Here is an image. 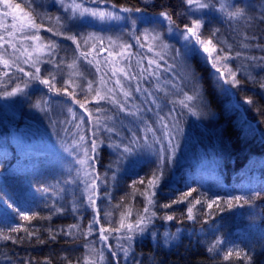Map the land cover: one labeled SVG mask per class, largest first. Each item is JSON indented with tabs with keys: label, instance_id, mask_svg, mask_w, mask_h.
Wrapping results in <instances>:
<instances>
[{
	"label": "trees",
	"instance_id": "obj_1",
	"mask_svg": "<svg viewBox=\"0 0 264 264\" xmlns=\"http://www.w3.org/2000/svg\"><path fill=\"white\" fill-rule=\"evenodd\" d=\"M83 1L120 11L130 9L123 11L128 15L156 17L166 12L174 29L183 31L185 25L191 26L186 13L189 5L184 0ZM236 8H243L245 15L229 18L228 13ZM222 18L227 42L232 45L231 55L241 53L227 64L239 83L233 84L223 67L221 76L211 63L192 52L191 65L208 118L201 120L182 108L177 111L188 159L177 168L174 177L160 179L157 187L149 190L156 193L152 197L155 206L151 208L156 215L143 233L134 234L127 255L117 246L128 248L129 242L123 239L126 229L111 230L119 227L122 212L132 211L128 222H134L137 211L143 214L147 201L140 193L146 190L147 181L156 170L152 164L143 162L128 173L114 175L110 169L111 156L120 137L115 131L107 132L102 122L93 135L97 126L89 113L93 118L99 117L95 103L86 100L81 92L67 88L65 93L66 87L57 81H53L54 89L50 90L25 75L29 72L0 64V95L27 82L40 89H35L33 96L28 92L27 100H19L20 105L41 97L69 103L83 113L91 157L86 169L77 175L78 168L70 159H63L45 147L47 130L26 119L21 110L2 119L8 131H14L19 139L0 146V233L10 237H0V264H85L86 260L96 264H264V88L260 87L264 83V59H261L264 0L235 5ZM0 54L9 60L2 49ZM44 77L41 74L40 78ZM37 92L40 97H36ZM94 139L98 146L93 152ZM140 180L145 183H139ZM93 183L94 190L89 187ZM192 189L196 191L187 200L174 203ZM90 195L94 204L89 201ZM235 196L245 197L249 202L241 200L238 204L232 199ZM195 199L201 203L195 206L193 218L189 219V201ZM213 199L218 206L208 208ZM226 200L232 201L231 208L224 203ZM165 204L170 207H163ZM221 208L224 210L220 211ZM20 212L38 216L24 220ZM168 216L173 218L169 220ZM11 227L37 235L29 238L23 230L11 232ZM101 228L110 230L103 233L108 236L107 241L101 239ZM217 240L223 243L209 252ZM230 248L240 250L241 256L225 260L224 254ZM100 252L104 255L102 261Z\"/></svg>",
	"mask_w": 264,
	"mask_h": 264
},
{
	"label": "rangeland",
	"instance_id": "obj_2",
	"mask_svg": "<svg viewBox=\"0 0 264 264\" xmlns=\"http://www.w3.org/2000/svg\"><path fill=\"white\" fill-rule=\"evenodd\" d=\"M72 2L73 0H12L13 4L19 3L24 12H30L35 23L39 26L24 31H15L10 27L14 23L13 17L12 15L4 16V12L8 9L0 4V36H3L5 40H10L11 45L15 46L13 48L9 44L0 41V49L9 55L11 62L15 60L19 67L29 73H34L35 68L31 66V61L27 64L23 62L27 59V55H21V52L27 50V52L32 53L33 60L39 56V63L37 64L40 68V72L37 74L39 77L42 74V76H45L44 79L51 80L52 76H55L54 81L74 92H81L90 102L95 103L101 109V111L96 112L100 117V121L108 127H113L120 137L118 144L121 147L113 150L111 156L110 169L114 175L128 173L130 169L139 167L141 163L145 162L152 164L160 179L166 176L174 177L177 168L188 159V147L179 125L177 111L182 108L190 115L201 120L208 118L202 90L197 84L190 59L192 52H196L203 60L212 64V61L208 59V53L203 52L200 45L194 42L189 45V50L185 53L183 47L185 41L179 35L183 31L173 28V33L169 34L167 32L169 21L161 15L156 17H147L141 14L128 15L111 6H94L86 4L83 0H75L76 3L82 4L84 7L106 9L121 17L118 20L100 21L87 15L81 18L78 13L73 16L69 7ZM203 2L210 5L209 9L197 10L193 5L191 9L188 8L186 13L191 21L197 18L203 20L204 26L200 29L202 39H208L216 29L220 30L217 36L213 38L217 50L212 55L223 56L224 52H221L220 48L225 47V45L221 44L220 41H227V38L222 15L235 5H245L248 0H203ZM221 5L225 6L223 11L220 10ZM16 14L20 16L23 15V12H17ZM57 17L60 18L59 21H57ZM17 27H19L18 21ZM146 29L149 32L155 30L164 33L165 42L180 50L181 56L175 60V75L161 71L159 85L163 91L156 90L155 79L149 77L148 80H144L141 78L139 80L140 88L142 90L147 88L152 95H148L143 91L135 92L137 81H126L121 76L120 79L125 87L133 89V96L128 99L126 108L135 115L120 112L118 108L106 100L97 102L94 94L88 91V81H93V89L99 87L102 93L105 88L100 84L101 77L107 82L108 88H115V78L112 77L111 71H109L110 62L119 61L117 67L130 64V71L138 72L136 61L139 56L136 55L137 53L144 57L158 59L155 53L159 52L160 49L157 48L153 52H148L147 45L151 41H148L143 35ZM8 32H13V35H7ZM90 34H95V36L90 37ZM25 36H38L39 39H25ZM69 36L75 37V42L68 39ZM109 37L116 43L110 44ZM137 37L140 38V43L145 44V47H140ZM121 44L131 45V48L125 53L127 59L115 55L116 52L121 51ZM53 45L55 47H52ZM36 48H43V51L36 52L34 51ZM15 49H20V51L18 52ZM225 51H230V49L225 47ZM81 52H88L90 55L84 58L80 55ZM110 52L113 55L110 56ZM172 56V52L165 55V60L169 64L174 63ZM16 57H19V59L16 60ZM88 60H92L93 63L89 64ZM73 61L77 63L76 70L68 67ZM222 62V64L227 65L230 61L228 59ZM160 63L164 65V61H160ZM143 66L147 67V59L143 61ZM97 68L100 71H97ZM76 72L83 73V75L75 74ZM106 72L107 75H105ZM70 73L72 74L70 75ZM70 79L74 83L69 84ZM173 84L176 87H173ZM19 88L22 91L14 96L0 95V146L7 145L10 140L15 142L19 139L14 131H8V127L3 124L2 119L9 118V116L11 117L21 110L25 118H29L31 122L34 121L47 130L44 137L47 138L45 147L48 150L63 159H70L80 171L84 170L76 162L78 159L83 158V151L80 149L72 150L73 141H78L80 135L85 136L84 146L87 147V124L83 113L76 111L69 103L41 98L40 92L36 93V97L40 98L33 99L26 105H20L19 100H27L28 92H31L30 94L33 96V91L40 88H36L32 84L27 85V87L23 84ZM196 91H199L200 99L190 102L196 112L194 115L187 108H184L179 101L184 99V93L194 95ZM120 98L123 99V97ZM153 99L156 100V104L152 103ZM157 104L160 106L159 109H157ZM42 108L45 110H41ZM69 109H71V112ZM158 111L159 115L168 117L167 122L170 125V135L172 137L171 146L168 144V137L163 135L161 131L156 132V135L161 137L160 143H153L152 133H145L144 131L149 125L159 129V124L156 123L158 121ZM73 114L75 115L73 116ZM81 117H83V123H81ZM107 117H112V119H107ZM77 124H80V128L76 127ZM133 133H136L139 137L147 134L149 136L148 143L152 147L133 145V154L123 153V145L130 142ZM142 144L143 141H141ZM65 149H69V151Z\"/></svg>",
	"mask_w": 264,
	"mask_h": 264
},
{
	"label": "snow or ice",
	"instance_id": "obj_3",
	"mask_svg": "<svg viewBox=\"0 0 264 264\" xmlns=\"http://www.w3.org/2000/svg\"><path fill=\"white\" fill-rule=\"evenodd\" d=\"M184 2L189 5V8L191 9L193 5H195V8L197 10L200 9H209L210 5L208 3L203 2V0H184ZM0 4H2L4 6V8L8 9V11L4 12V16H9L12 15L13 17V21L14 23L12 25H10V27H12L15 31H24L25 29L28 28H38L39 26L35 23L34 18H32V15L30 12H24L23 9L21 8V5L19 3L13 4L12 0H0ZM72 10L73 16H76L77 13L79 15V17H84V16H90L96 19H99L100 21H105V20H111V19H121V17L116 14L113 13L109 10L106 9H100V8H88V7H84L82 4H78L75 2V0H73L72 4L69 6ZM225 8L224 5H221V11H223ZM67 10V9H66ZM121 11H131L130 9H126L123 8L121 9ZM136 11H140V9H136ZM17 12H23V15L17 16ZM161 16H163L166 20L169 21V27L167 29V32L169 34H172L174 29L172 27V19L171 16L168 15V13L166 12H162L160 14ZM245 15V10L243 8H236L234 11H231L228 13L229 18L235 19V18H239ZM57 21L60 20L59 17L56 18ZM17 21L19 22V27H17ZM133 23H135L133 21ZM204 26V22L202 19H193L191 21V26L189 25H185L183 32L179 33V35L182 37V39L185 41L184 43V49H185V53H187V51L189 50V45H192L193 42L197 45H200V47L202 48L203 52L208 53V59L212 61V67L216 70V72L220 73L221 76L224 75L223 72H221V68L223 67L226 72L228 73V76L231 78V82L233 84H237L239 83L236 80V73L230 68L228 67L226 64H222V61H226L228 59H235L237 57L241 56L240 52H236L235 56H232L230 51H225V47L227 49H231L232 45L228 44L226 40H222L220 41L221 44L225 45V47H221L220 51L224 52L223 56L220 55H216L213 56L212 53L216 52L217 50V45L213 42V38H215L217 36V33H219V29H216L212 34L211 37L208 39H202L201 38V34H200V29ZM7 27V26H6ZM49 31H51V29H49ZM7 35L12 36L13 32H8ZM145 36V38L148 41H151V43H149L147 45V49L148 52H153L154 49H160L159 52H156L155 55L158 57V59H153V58H148V57H144L141 56L139 53H137L136 55L139 56V59L136 61V65L138 68V72H132L130 71L131 69V65L128 64L124 67H117L116 65L119 63V61H112L111 63V67L109 68V71H111L112 77H114V84H115V88H108L107 87V82L104 80L103 77H101L100 79V84L104 86L105 90L102 93L101 88L97 87L95 89H93L92 85H93V81H88V91L90 93H93L95 98H97V102L99 101H104L106 100L108 103L112 104L114 107L118 108L120 112H127L128 115H135V113L131 112L130 110H128L126 108L128 99L131 98L133 96V89L131 87L126 88L125 84L121 81L120 77L122 76L124 78V80L126 81H132V80H136L137 81V85L135 87V92H145L148 95H152L151 92L148 91L147 88L145 89H141L139 86V80L141 78H143L144 80H148L149 77L155 79L156 81V90L157 91H163V89L160 87L159 85V81L161 79V71L162 72H167V73H173L175 75V68H176V64H175V60L181 56V52L179 49H175L172 46H170L168 43L165 42L164 39V33L162 32H156L155 30H153L152 32H149L147 29L145 30V33L143 34ZM95 34H90V37H94ZM70 40H73L75 42V37L73 36H69L67 37ZM25 39H39L38 36H25ZM109 39V43L110 44H115L116 41L112 40L111 37L108 38ZM0 41H3L5 44H9L10 46H12L13 48H15L14 45H11V41L10 40H5L3 36H0ZM137 42L140 43V38L137 37ZM242 47H248V45L242 44ZM52 47H55L54 45ZM140 47L143 48L145 47L144 43H140ZM121 51L116 52L115 55L118 57H121L123 59H127L128 57L125 55V53L128 51V49L131 48V45L128 44H121L120 45ZM16 51H20V49H15ZM34 51L36 52H41L43 51V48H36L34 49ZM168 52H172L173 56L172 59L174 61V63L169 64L167 62V60H165V55L168 54ZM27 55V59H25L23 62L24 63H29V61H31V66L35 68V72L34 73H25V75H28L31 77V79L33 80H39V82L41 84H44L46 86L49 87L50 90L54 89V83L53 81L55 80V76H52L51 80L49 79H41L37 74L40 72V68L37 66V64L39 63V56L36 57L35 60L32 59V53L27 52V50H24V52H21V55ZM82 57L87 58L88 55H90V53L88 52H81L80 54ZM109 55H113L112 52L109 53ZM131 55V54H129ZM19 57H16V60H18ZM147 59V67L143 66V61ZM248 59H256L255 57H249ZM264 59V58H261ZM160 61H164V65H162L160 63ZM89 64H92L93 61L92 60H88ZM0 64H2L5 68H9L10 66H15L17 68V70L19 72H24V69L19 67L18 64L15 63V60L12 61L11 65L8 59H5L3 57V54H0ZM68 67L70 69H77V63L76 61H73L72 64H69ZM97 71H100L99 68H97ZM72 73H70L71 75ZM75 74H79V75H83V73H79L76 72ZM146 74V75H145ZM5 75H7V72L5 73ZM105 75H107V72L105 73ZM229 82L228 80H225V83ZM69 84L74 83L71 79L68 81ZM78 86V85H77ZM25 87H27V82H25ZM173 87H176L175 84H173ZM261 88H264V83H261L260 85ZM22 90L19 88V86H17L15 89H13L12 91H6L4 93L5 96H14L16 95L18 92H21ZM64 92L67 93L68 89L65 88ZM71 95H75V93H71ZM120 97H123V99H121ZM87 100V97L85 98ZM200 99V93L199 91H196L194 95H188L187 93H184V99L180 100L179 103L184 107L187 108L190 112H192V114H196L194 108L191 106L190 102ZM251 102V101H249ZM46 103V102H44ZM79 103V102H78ZM153 104H156V100L153 99L152 100ZM38 107L40 106L39 104L37 105ZM80 107L81 108H85V104L84 103H80ZM159 105L157 104V109H159ZM41 110H45L44 108H42ZM86 110V109H85ZM69 111L71 112V109H69ZM97 112L101 111V109H96ZM75 114H73L74 116ZM157 116H158V121H156V123L159 124V129L153 128L151 125H149L144 131L145 133H152V139H153V143H160L161 142V137L156 135V132L159 130L162 132L163 135L168 137V144L169 146L172 145V137L170 135V125L167 122L168 117L159 115V111L157 112ZM89 118L90 120L94 119L95 120V125L97 126L95 131H93V135L95 136L96 133L99 131V125H100V117H92V114L89 113ZM81 119V123H83V117L80 118ZM107 119H112V117H107ZM174 126V125H173ZM77 128H80V124L76 125ZM104 128L106 129L107 132L112 133L115 131V129L113 127H108L107 125H104ZM119 135V133H117ZM84 141H85V136L84 135H80L79 136V140H74L73 144H72V150H77L80 149L83 151L84 156L82 159H78L76 162L78 164L81 165L82 169H86V167L88 166V160L91 159L90 155H89V148L84 146ZM141 141H143V144L141 145ZM149 141V136L147 134H145L143 137H139L136 135V133L132 134V137L130 139V142L128 144L123 145V153L126 154H133L134 152V148L133 145L136 146H144V147H152L151 144L148 143ZM98 146V142L97 140H92L91 141V150L94 152L96 150ZM117 148L121 147V145L117 144L116 145ZM66 151H69V149H65ZM173 154H174V150H173ZM80 170H77V175H79ZM85 175H88V173L85 171ZM160 179V176H158L156 173L153 174L152 178L150 180L147 181V187L146 190L144 192H141L140 195H143L147 201L146 206L143 208V214L140 211H137L136 213V217L134 222H128V218L132 216V211L128 210L127 212H122L121 213V220L119 222V227L112 229L111 231H115V232H120L121 230L126 229L127 235H125L123 237V239L127 240L128 243V248H124L122 245H117L118 247H121L122 250L125 252V255H127L128 249L131 247V242L134 238V234H136L137 232L139 233H143L146 228L147 225L151 223L152 217H154L156 215V213L154 211H151V208L155 206L154 201L152 199L153 196L156 195L155 192H149L150 189H153L155 187H157L158 185V181ZM73 181H67V183H72ZM139 183L144 184L145 181L144 180H140ZM89 187H91L93 190L95 189V184H91L89 185ZM87 190V188H86ZM195 189H192L189 192H186L183 194V196L181 197V200L179 201H174V203H180L183 200H187L188 197H190L192 195L193 192H195ZM233 200H235L238 204L241 200L244 201L245 204H247L249 201L247 198L245 197H241V196H235L232 198ZM89 201L94 204L95 201L92 200V196H89ZM201 200L200 199H195L194 201H189V207L187 209L188 212V218L192 219L193 218V209L195 208V206L197 204H200ZM225 204L228 205L229 208H231L232 205V201L231 200H226L224 201ZM213 205H217L218 206V201L213 199L211 200L210 203H208V208H212ZM243 206V205H241ZM9 207H11V205H9ZM163 207L167 208L170 207V205H163ZM224 209L221 208L220 211H223ZM57 211H60V209H57ZM20 215L22 217V219L24 220H32L35 219L38 214L34 213L32 215H26L23 212H20ZM43 219V217H41ZM173 217L168 216L167 219L171 220ZM47 219H50V217H48ZM98 222V221H95ZM71 227H78L76 225H73ZM25 231L27 233V236L30 238L34 235H37L36 232H32V231H28L27 229H22L20 227H11L10 231L11 232H19V231ZM49 231H51L49 229ZM110 230L108 229H104L101 228L100 232H101V239L104 241H107L108 236L107 235H103V233L105 232H109ZM91 232V226H89V233ZM0 237H2L3 239H10L9 236H3L2 233H0ZM52 239H55V236L51 237ZM174 239V238H172ZM41 243H43V241H40ZM223 241L217 240L215 244H213L208 251L212 252L216 246L218 244H222ZM110 247V246H109ZM113 256L116 255L115 252L112 253ZM233 255L240 257L241 256V252L238 249H228L225 254H224V259L228 260L230 257H232ZM245 257L247 259H251L250 257H248L247 253L244 254ZM99 258L102 261L104 259V255L103 252H100L99 254ZM48 264H50V262H48ZM69 264H71V262H69ZM85 264H96L95 261L92 260H86Z\"/></svg>",
	"mask_w": 264,
	"mask_h": 264
}]
</instances>
